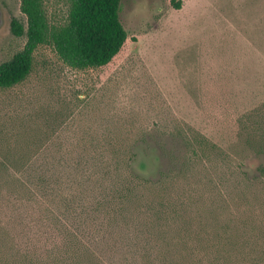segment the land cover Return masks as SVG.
I'll return each instance as SVG.
<instances>
[{
    "label": "rangeland",
    "instance_id": "374dc122",
    "mask_svg": "<svg viewBox=\"0 0 264 264\" xmlns=\"http://www.w3.org/2000/svg\"><path fill=\"white\" fill-rule=\"evenodd\" d=\"M70 5L44 0L50 23ZM14 17L27 24L21 0H0V63L27 42ZM120 18L109 63L74 68L42 43L0 87V264H153L161 224L198 247L167 264H264V0H122ZM120 168L143 178L135 218L74 260L68 228Z\"/></svg>",
    "mask_w": 264,
    "mask_h": 264
},
{
    "label": "trees",
    "instance_id": "16d2710c",
    "mask_svg": "<svg viewBox=\"0 0 264 264\" xmlns=\"http://www.w3.org/2000/svg\"><path fill=\"white\" fill-rule=\"evenodd\" d=\"M121 1L71 0L68 21L64 24L54 25L48 19L44 0H21V9L26 15L27 24L14 17L11 21V28L15 35H25L27 42L23 49L16 52L10 59L0 63V87H11L29 75L33 67L34 52L42 43L52 44L60 58L74 68L99 67L109 63L121 50L128 37V32L120 18ZM177 5L180 7L181 3L178 2ZM196 140L202 146L208 143V140L203 137ZM189 143L193 145L192 141ZM116 171L115 177L111 173L112 169L106 171L113 179V187H106L95 202L86 203L85 209L80 212L79 216L84 217V222L80 225H77L78 222H75L76 224L72 222L71 229L68 228L67 245L68 249L75 252L74 260L80 262L81 257L86 256L90 259V254L93 256L94 248L91 246L99 243L97 239H102V236L107 233V224H112L127 216L129 219L135 218L134 215L128 213L127 207L138 196L139 187L142 185L140 181L143 178L134 172H124L122 168ZM72 194H75L74 191L71 192ZM181 216V221L191 222L186 215ZM100 221L103 222L100 223ZM154 221L149 218L147 225H155L148 224V222ZM86 222L89 224H87V228H85ZM159 222H162V219ZM166 222V226H170L167 218ZM100 224L104 226L98 236L96 228ZM81 226L84 231L79 233ZM92 228L95 229L94 232L88 231ZM193 233L189 232L186 237H176L161 224L157 234H149V237L156 242L153 245L156 247H153V254L149 250L144 254L147 257L154 256L151 258L152 260H149L153 264L156 260L167 264L165 258L170 254L178 262H181L178 257H183L185 254L183 252L175 254L173 252L175 247L171 248V245L184 244L188 246L191 244L190 248L197 253L198 247L193 245ZM115 237L113 236V238ZM114 241L116 242L117 238ZM168 264L173 263L169 260ZM174 264H176L175 260Z\"/></svg>",
    "mask_w": 264,
    "mask_h": 264
}]
</instances>
